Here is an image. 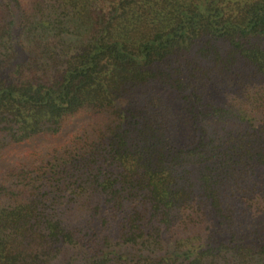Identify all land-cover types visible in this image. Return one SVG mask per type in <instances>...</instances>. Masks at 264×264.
<instances>
[{
	"label": "trees",
	"instance_id": "obj_1",
	"mask_svg": "<svg viewBox=\"0 0 264 264\" xmlns=\"http://www.w3.org/2000/svg\"><path fill=\"white\" fill-rule=\"evenodd\" d=\"M36 137L0 264H264V0H0V160Z\"/></svg>",
	"mask_w": 264,
	"mask_h": 264
},
{
	"label": "rangeland",
	"instance_id": "obj_2",
	"mask_svg": "<svg viewBox=\"0 0 264 264\" xmlns=\"http://www.w3.org/2000/svg\"><path fill=\"white\" fill-rule=\"evenodd\" d=\"M163 92L172 100L174 97V93L170 90L164 89ZM84 117L83 114L79 115H74L70 117L69 120L66 121L62 132L55 138L54 140H59L63 138L70 130L74 129L79 123L80 120ZM51 138L49 137H36L33 138L27 142L12 146L8 148L3 156V158L0 160V166L8 164L14 157L15 155L22 149L26 147H32V146H40L41 144L50 141Z\"/></svg>",
	"mask_w": 264,
	"mask_h": 264
}]
</instances>
